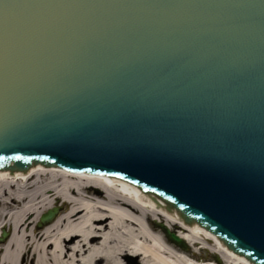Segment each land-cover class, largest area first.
Wrapping results in <instances>:
<instances>
[{
    "label": "water",
    "instance_id": "95a60500",
    "mask_svg": "<svg viewBox=\"0 0 264 264\" xmlns=\"http://www.w3.org/2000/svg\"><path fill=\"white\" fill-rule=\"evenodd\" d=\"M32 161L141 185L264 264V0H0V169Z\"/></svg>",
    "mask_w": 264,
    "mask_h": 264
},
{
    "label": "bare ground",
    "instance_id": "6f19581e",
    "mask_svg": "<svg viewBox=\"0 0 264 264\" xmlns=\"http://www.w3.org/2000/svg\"><path fill=\"white\" fill-rule=\"evenodd\" d=\"M59 206L61 214L37 226ZM158 223L192 248L212 244V255L176 246ZM7 231L0 264H254L130 183L41 164L0 170V232Z\"/></svg>",
    "mask_w": 264,
    "mask_h": 264
},
{
    "label": "rangeland",
    "instance_id": "374dc122",
    "mask_svg": "<svg viewBox=\"0 0 264 264\" xmlns=\"http://www.w3.org/2000/svg\"><path fill=\"white\" fill-rule=\"evenodd\" d=\"M58 208V207H57ZM58 210H59V213L61 214V212H62V207L61 206H59V208H58ZM59 213H58V215H59ZM40 221H41V218L39 219V221H38V223H37V226H39L40 225ZM160 225L162 226V224H160V223H158V225H157V228H159L160 230H161V228H160ZM3 232H0V244L2 245V244H5V242L8 240H5V241H3ZM7 234L9 235V231H7ZM9 238V237H8ZM188 246V245H187ZM211 246H212V244L211 245H209V246H206V248L205 249H201L202 248V246H200V247H190V246H188V251H190V252H193V253H195L196 255H198V256H201V257H203V258H207V257H210L211 255H212V251H211ZM186 252V251H185Z\"/></svg>",
    "mask_w": 264,
    "mask_h": 264
}]
</instances>
